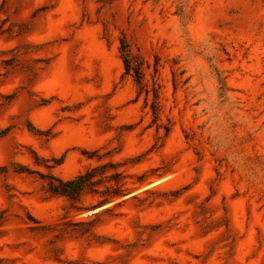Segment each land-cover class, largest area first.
<instances>
[{"label": "rangeland", "instance_id": "obj_1", "mask_svg": "<svg viewBox=\"0 0 264 264\" xmlns=\"http://www.w3.org/2000/svg\"><path fill=\"white\" fill-rule=\"evenodd\" d=\"M0 264H264V0H0Z\"/></svg>", "mask_w": 264, "mask_h": 264}, {"label": "trees", "instance_id": "obj_2", "mask_svg": "<svg viewBox=\"0 0 264 264\" xmlns=\"http://www.w3.org/2000/svg\"><path fill=\"white\" fill-rule=\"evenodd\" d=\"M123 50L126 51V45H123ZM127 67L129 68L128 57H124ZM97 167L88 169L87 171L77 175L74 178L62 179L52 176V180L49 183L50 190L55 193L66 195L72 199L80 197L83 191L94 183V171Z\"/></svg>", "mask_w": 264, "mask_h": 264}]
</instances>
